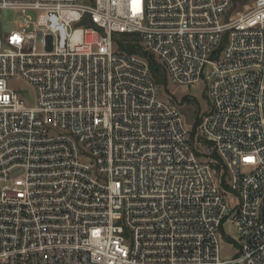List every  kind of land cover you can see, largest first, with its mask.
Segmentation results:
<instances>
[{
	"label": "built area",
	"instance_id": "built-area-1",
	"mask_svg": "<svg viewBox=\"0 0 264 264\" xmlns=\"http://www.w3.org/2000/svg\"><path fill=\"white\" fill-rule=\"evenodd\" d=\"M5 9L23 19L0 33V264H264V0H0V25ZM121 34L173 84L210 67L198 125Z\"/></svg>",
	"mask_w": 264,
	"mask_h": 264
},
{
	"label": "rangeland",
	"instance_id": "rangeland-1",
	"mask_svg": "<svg viewBox=\"0 0 264 264\" xmlns=\"http://www.w3.org/2000/svg\"><path fill=\"white\" fill-rule=\"evenodd\" d=\"M92 1V0H86ZM36 18V14L32 13ZM23 19L19 11L13 9H5L2 12V21L0 25V33L9 32L17 29L19 22ZM122 39V38H121ZM212 71L210 67H206L203 74V81L190 86H179L170 82L167 78L166 85H160L161 98L176 105L181 111L185 121L190 125L195 122L196 118L202 119L210 109V100L208 97V82ZM10 87L17 91L18 94L25 99L29 106L36 104V94L34 88L26 81L20 79H13L10 81ZM203 148V146H200ZM204 149L210 150L213 154V149L210 146H204ZM215 155V153L213 154ZM227 201L231 208L238 204V197L235 193H230L227 196ZM226 236L233 240L238 239V229L232 221H227L223 227ZM238 253V248L233 243L223 241L221 243V255L225 259H231Z\"/></svg>",
	"mask_w": 264,
	"mask_h": 264
},
{
	"label": "trees",
	"instance_id": "trees-1",
	"mask_svg": "<svg viewBox=\"0 0 264 264\" xmlns=\"http://www.w3.org/2000/svg\"><path fill=\"white\" fill-rule=\"evenodd\" d=\"M245 0H238L239 5L244 3ZM122 38V39H121ZM119 48L122 51H125L129 54H136L148 59L151 72L155 80L161 84H167V75L163 67L154 59L152 55H150L146 50L139 43V36L138 34H121L119 39ZM202 119L196 118L195 124L198 125ZM195 132V131H194ZM193 132V133H194ZM217 157V155H214Z\"/></svg>",
	"mask_w": 264,
	"mask_h": 264
},
{
	"label": "water",
	"instance_id": "water-1",
	"mask_svg": "<svg viewBox=\"0 0 264 264\" xmlns=\"http://www.w3.org/2000/svg\"><path fill=\"white\" fill-rule=\"evenodd\" d=\"M84 22H82L81 24H83Z\"/></svg>",
	"mask_w": 264,
	"mask_h": 264
}]
</instances>
